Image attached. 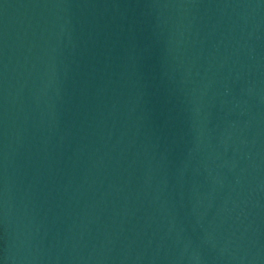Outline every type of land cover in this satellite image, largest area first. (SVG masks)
<instances>
[{
    "label": "water",
    "instance_id": "obj_1",
    "mask_svg": "<svg viewBox=\"0 0 264 264\" xmlns=\"http://www.w3.org/2000/svg\"><path fill=\"white\" fill-rule=\"evenodd\" d=\"M0 264H264V0H0Z\"/></svg>",
    "mask_w": 264,
    "mask_h": 264
}]
</instances>
